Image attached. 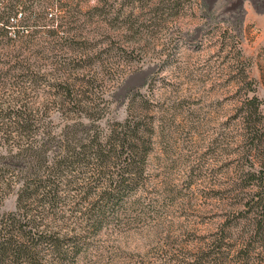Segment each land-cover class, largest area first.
<instances>
[{"label":"rangeland","instance_id":"1","mask_svg":"<svg viewBox=\"0 0 264 264\" xmlns=\"http://www.w3.org/2000/svg\"><path fill=\"white\" fill-rule=\"evenodd\" d=\"M19 6L10 30L38 50L44 46L41 71L55 68L56 82L88 89L99 107L94 128L104 132L131 112L153 131L139 182L119 201L104 206L97 192L65 194L68 214L100 205L117 211L96 231L86 220H68L87 235L75 264H174L192 257L223 220L233 200L228 189L238 187L222 149L225 135L235 134L243 76L254 90L241 92L257 94L264 112V0H23ZM62 116L50 112L56 129ZM11 172L0 163V214L15 208L17 185H1Z\"/></svg>","mask_w":264,"mask_h":264},{"label":"trees","instance_id":"2","mask_svg":"<svg viewBox=\"0 0 264 264\" xmlns=\"http://www.w3.org/2000/svg\"><path fill=\"white\" fill-rule=\"evenodd\" d=\"M21 1L0 0V163L12 168L1 185H17L15 208L0 214V264H75L87 235L67 226L68 220H86L96 231L117 211L100 205L68 214L62 211L68 204L65 194L97 192L104 206L119 201L139 182L153 131L131 112L104 132L94 128L99 107L85 95L88 89L56 82L61 76L55 68L41 71L44 46L38 50L10 30ZM244 78L246 90H254V81ZM241 90L233 114L235 134L225 135L222 149L238 184L228 189L233 200L207 242L192 257L171 259L174 264H264V112L257 94L246 96ZM53 110L64 115L58 129L50 119ZM79 112L90 124L73 117ZM231 140L236 148L228 145Z\"/></svg>","mask_w":264,"mask_h":264}]
</instances>
